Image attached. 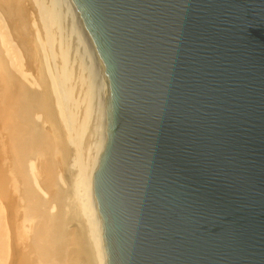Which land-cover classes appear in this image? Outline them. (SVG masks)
<instances>
[{
	"label": "water",
	"instance_id": "1",
	"mask_svg": "<svg viewBox=\"0 0 264 264\" xmlns=\"http://www.w3.org/2000/svg\"><path fill=\"white\" fill-rule=\"evenodd\" d=\"M108 114L107 264H264V0H73Z\"/></svg>",
	"mask_w": 264,
	"mask_h": 264
},
{
	"label": "bare ground",
	"instance_id": "2",
	"mask_svg": "<svg viewBox=\"0 0 264 264\" xmlns=\"http://www.w3.org/2000/svg\"><path fill=\"white\" fill-rule=\"evenodd\" d=\"M71 36L76 39V48L71 46ZM74 64L79 69L76 80ZM76 84L80 95L75 96ZM107 114L103 67L73 0H0V129L5 141L1 145L10 153L8 160L17 168L20 180L22 177L21 183L11 182V188L22 192L25 205L13 206V213L20 212L23 217L26 212L28 222L23 229L29 230L19 232L22 222L16 239L30 237L23 243L26 253L15 251L14 264H107L93 190ZM90 122V136L84 142L82 136ZM69 154V166L73 168L69 171L70 192L77 199L75 209L79 211L75 217L73 210H69L71 216L65 212L68 194L60 186L62 169L58 171V164L63 157L68 162ZM42 163L46 170L38 173ZM2 175L1 183H5L6 175ZM47 194L50 198L44 197ZM72 218L83 227H71ZM6 250L0 249V257L7 254ZM28 253L32 259H28Z\"/></svg>",
	"mask_w": 264,
	"mask_h": 264
},
{
	"label": "rangeland",
	"instance_id": "3",
	"mask_svg": "<svg viewBox=\"0 0 264 264\" xmlns=\"http://www.w3.org/2000/svg\"><path fill=\"white\" fill-rule=\"evenodd\" d=\"M68 21H69V19L66 21V23H68ZM71 39H74V40H71ZM70 43H71V46L73 45L75 48L77 47V45H76V39H75V37L73 36H71V38H70ZM72 46V47H73ZM73 47V48H74ZM81 48V47H80ZM78 49V50H80L81 51V49ZM72 50V49H71ZM79 51V52H80ZM72 60H74V58H75V52H74V50L72 51ZM74 66V68H73V76L75 75V79H74V77H73V79L74 80H76V77H77V75H78V71H79V69L77 68V66L74 64L73 65ZM76 67V68H75ZM78 69V70H77ZM75 72H77V73H75ZM74 95L76 96V93L78 94V95H80V91H79V86H78V84H76V86L74 87ZM76 89H77V91H76ZM80 111V112H79ZM78 112L79 113H77L78 114V116L80 117L81 115H80V113H81V109H78ZM46 112H44V113H42V115L43 114H45ZM43 117H45L46 118V115H43ZM44 118H42V120H43ZM41 120V121H42ZM1 124V123H0ZM1 126V125H0ZM47 126L49 127L50 126V124L48 125L47 124ZM90 127H91V122H90V125H89V128L86 130V132H85V134L82 136L83 137V140H84V142L85 141H87L88 139H84V138H89L88 136H90V134L88 133V132H90ZM2 129V128H1ZM1 129H0V135L2 136H0L1 138H0V142H2V143H0V147L2 148H0L1 150H0V155H2V156H0V159H2L1 161H0V169L2 170H0V175H1V172H3V175L5 176L6 175V178H7V180H6V182L5 183H1V179H3L2 177H1V179H0V223H1V226H0V228H1V230H0V247L1 248H3V250H6L7 249V246H9V251L8 250H6V251H8L7 252V254L4 256H1L0 257V264H14V262H15V259H14V256H15V251L16 252H18V253H22V254H24V253H26V249H25V247H24V245L26 244V242L28 243L29 241H30V237H28V236H26L27 238H26V240L25 239H21V240H19L18 238V242H17V239H16V233L19 231V232H23V231H27V230H29V227H27L26 229H23L25 226H27V216L25 215V213L26 212H24L23 210H22V212H24V214H22L23 215V217H21V215L18 213V214H15L16 213V211H15V207H13V206H20V207H23L25 204V200L22 198V192H20V190H16V191H13V189L11 188V186H12V184H11V182L12 183H14L15 182V184H18V182L19 183H21V181H22V177H21V180H20V178H19V172L17 171V168L15 169V168H13L14 166L10 163V160H8V157H10L9 155H10V153L9 152H7V151H5V149H3L4 147H2V145H4V143H5V141L3 140V132H1ZM2 144V145H1ZM73 150V148L71 147V146H69L68 147V150H69V152H72V150ZM3 150V151H2ZM5 151V152H4ZM6 153L5 154V156L3 155V153ZM63 153V152H62ZM69 156V158H67V160H68V162H66V160H64L63 158H62V161H64V164L66 163V165L68 164V166H69V162L71 163V157H70V154L68 155ZM2 157V158H1ZM61 157H62V154H61ZM5 159H7L8 161H5ZM61 159V158H60ZM60 162L61 164H58L59 165V168L60 169H58V171H60L61 169V172H60V174H62V180L60 181V186H62V188L64 189L63 191H64V193L66 192L68 195H66V205L67 206H65L66 208V210H65V212H67V216H71L70 215V211H72L73 210V213H72V216H76L77 215V213L79 212H77V209H75L76 208V202L75 201H77V199L75 200L74 199V196L72 195V193L70 192V189H71V191H72V181H71V172L73 171V168H72V166L70 167H68V166H66V165H63V162ZM19 163H21V164H23V162H21V161H18ZM18 163V164H19ZM17 164V165H18ZM19 166V165H18ZM70 168H72V170H70ZM65 169V170H64ZM46 170V166H45V164L44 163H42V165L41 164H39V167L37 168V172L39 173V172H41V171H45ZM7 171V172H6ZM10 171V172H9ZM69 171H71V172H69ZM58 173V172H57ZM24 174V173H23ZM2 175V176H3ZM16 178V179H15ZM17 180V181H16ZM10 183V184H9ZM23 184V183H22ZM11 188V189H10ZM18 191V192H17ZM21 193V194H20ZM5 196H7V198L5 197ZM15 198V199H13V198ZM44 197H46V198H50V196H49V194H47V195H44ZM20 199H21V202H20ZM16 201V202H15ZM23 204V205H22ZM75 207H74V206ZM55 206H56V203H55ZM3 207V208H2ZM23 209V208H22ZM53 210V212H56L57 211V208H55V209H52ZM70 210V211H69ZM13 212H15V213H13ZM66 214V213H65ZM17 215H19V216H17ZM16 216H17V218H16ZM26 216V217H25ZM24 218L22 221L20 220V219H18V218ZM73 217V218H74ZM72 218V219H73ZM75 219V218H74ZM73 219V222H71L72 224L70 225L71 227L73 226V224H74V227H78V229H81L83 226H82V224L80 223V221L79 220H77L76 219V221ZM18 220V221H17ZM21 222H20V221ZM26 222H25V221ZM23 222V227H22V223ZM75 222V223H74ZM80 224V225H77V224ZM18 225V226H17ZM20 225V226H19ZM17 227H22V228H19V230H18V228ZM81 227V228H80ZM3 233V234H2ZM30 234H31V232H30ZM9 236H10V238H9ZM87 238H89V236H86ZM5 238H6V240H7V246H6V248H5V246L3 247V245H4V241H5ZM87 238H86V241H87ZM23 240H25V241H23ZM28 240V241H27ZM89 241H90V238L88 239ZM23 243H25V244H23ZM3 244V245H2ZM2 245V246H1ZM23 247H22V246ZM0 248V249H1ZM10 252V253H9ZM10 256V257H9ZM27 257H28V259H32L33 257H32V255H30L29 253L27 254ZM2 259V260H1ZM14 260V261H13ZM8 261V262H7ZM10 262V263H9Z\"/></svg>",
	"mask_w": 264,
	"mask_h": 264
}]
</instances>
